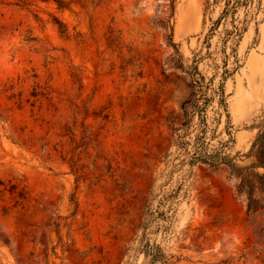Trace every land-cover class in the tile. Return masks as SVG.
Here are the masks:
<instances>
[{
	"label": "rangeland",
	"instance_id": "obj_1",
	"mask_svg": "<svg viewBox=\"0 0 264 264\" xmlns=\"http://www.w3.org/2000/svg\"><path fill=\"white\" fill-rule=\"evenodd\" d=\"M263 118L264 0H0V264H141L179 183L177 264H264V211L191 162Z\"/></svg>",
	"mask_w": 264,
	"mask_h": 264
},
{
	"label": "trees",
	"instance_id": "obj_2",
	"mask_svg": "<svg viewBox=\"0 0 264 264\" xmlns=\"http://www.w3.org/2000/svg\"><path fill=\"white\" fill-rule=\"evenodd\" d=\"M58 26L60 32L64 33L65 29L61 23H58ZM252 127L257 131L248 151L240 156L244 164L237 163L235 157H220L218 154L200 155L191 160L194 163L195 160L200 159L213 167L220 163L225 164L229 168L230 176L236 179L237 195L245 198L247 212L264 211V118ZM185 186L186 183H179L157 200V195L151 193L134 249L136 258L142 256L141 264H177L181 261L180 250L173 251V246L185 240L188 234L175 233L172 230V217L180 202L179 197L188 196V188ZM10 192L13 193L12 190ZM155 200L156 206L153 204ZM156 222L162 225L154 229L153 225ZM158 234H161L162 243L152 241V237Z\"/></svg>",
	"mask_w": 264,
	"mask_h": 264
}]
</instances>
